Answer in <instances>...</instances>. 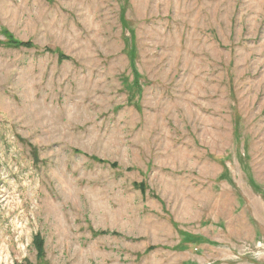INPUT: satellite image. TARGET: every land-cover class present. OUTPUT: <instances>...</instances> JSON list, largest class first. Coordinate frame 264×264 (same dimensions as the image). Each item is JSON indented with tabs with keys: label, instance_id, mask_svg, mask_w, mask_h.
Segmentation results:
<instances>
[{
	"label": "rangeland",
	"instance_id": "rangeland-1",
	"mask_svg": "<svg viewBox=\"0 0 264 264\" xmlns=\"http://www.w3.org/2000/svg\"><path fill=\"white\" fill-rule=\"evenodd\" d=\"M0 264H264V0H0Z\"/></svg>",
	"mask_w": 264,
	"mask_h": 264
},
{
	"label": "trees",
	"instance_id": "trees-1",
	"mask_svg": "<svg viewBox=\"0 0 264 264\" xmlns=\"http://www.w3.org/2000/svg\"><path fill=\"white\" fill-rule=\"evenodd\" d=\"M25 46H28V44H25Z\"/></svg>",
	"mask_w": 264,
	"mask_h": 264
}]
</instances>
